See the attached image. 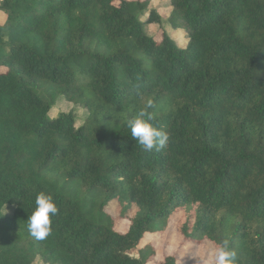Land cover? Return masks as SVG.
Instances as JSON below:
<instances>
[{
	"label": "trees",
	"instance_id": "trees-1",
	"mask_svg": "<svg viewBox=\"0 0 264 264\" xmlns=\"http://www.w3.org/2000/svg\"><path fill=\"white\" fill-rule=\"evenodd\" d=\"M150 4L2 0L0 264H176L140 246L179 214L185 242L228 239L234 264H264V0H172L186 48L146 32L162 23L140 19ZM60 98L87 110L82 126L50 117ZM148 99L170 134L159 151L128 128ZM41 192L59 211L37 240Z\"/></svg>",
	"mask_w": 264,
	"mask_h": 264
},
{
	"label": "rangeland",
	"instance_id": "rangeland-1",
	"mask_svg": "<svg viewBox=\"0 0 264 264\" xmlns=\"http://www.w3.org/2000/svg\"><path fill=\"white\" fill-rule=\"evenodd\" d=\"M2 0H0L1 5ZM171 3L172 0H153L149 10L142 14L140 19L142 21H149L151 13H156L161 20L165 19V22L162 21L161 24H158L157 22L153 24H147L145 25V30L150 35L154 34H160V29H158V26H161L164 23V27L170 29L172 26L169 23V19L171 17ZM5 22L3 16L0 14V24L2 25ZM181 31H177L174 33H171L172 38L177 41V44L181 48H186L187 46V35L188 33L183 28ZM155 31V33H154ZM161 35V34H160ZM160 35L158 36V39L160 40ZM62 113H73L76 116L78 127L82 126V124L87 120L88 118V112L85 108L71 104L64 100L63 98H60L56 105L53 107L52 112L50 113L51 118H55L58 115ZM13 208H7L4 210V214L7 216H12ZM181 214L175 215L173 218L169 221V227L171 234H167L166 237H161L160 234L156 235H146L144 241L141 243L140 248H145L148 245H152L156 250V255L158 257V261H164L168 257H172L175 259L176 264H211L210 257L214 252L210 251L204 246L198 247L192 244H189L184 241V238L177 232V225L179 222V219L181 218ZM129 229V223L120 221L118 222V225L116 227V230L120 233H126ZM35 264H44L41 260V258H38L35 262ZM154 264V263H150Z\"/></svg>",
	"mask_w": 264,
	"mask_h": 264
},
{
	"label": "clouds",
	"instance_id": "clouds-1",
	"mask_svg": "<svg viewBox=\"0 0 264 264\" xmlns=\"http://www.w3.org/2000/svg\"><path fill=\"white\" fill-rule=\"evenodd\" d=\"M153 107L154 101L148 99L145 108L139 111L135 118L128 121L132 139L147 151L153 149L159 151L166 148L170 142V134L167 131L150 123L153 120V115L148 109ZM35 204V210L27 219L28 228L32 237L44 240L52 232V217L58 214L59 209L53 196L43 192L37 195ZM210 260L211 264H234L236 252L230 249L228 239H224L216 245Z\"/></svg>",
	"mask_w": 264,
	"mask_h": 264
},
{
	"label": "crops",
	"instance_id": "crops-1",
	"mask_svg": "<svg viewBox=\"0 0 264 264\" xmlns=\"http://www.w3.org/2000/svg\"><path fill=\"white\" fill-rule=\"evenodd\" d=\"M152 1L153 0H151V3H152ZM151 5V4H150ZM171 10H173V8H172V3H171ZM172 14V13H171ZM170 20V19H169ZM162 21H164L165 22V19H162ZM161 26H163V27H160V26H158V29H163L166 33H174V32H177V31H181V29H178V28H174L173 26H171L170 27V29H168V28H165L164 26V23L161 25ZM154 33H155V31H154Z\"/></svg>",
	"mask_w": 264,
	"mask_h": 264
}]
</instances>
